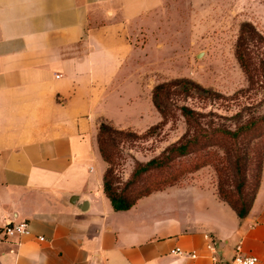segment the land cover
I'll return each instance as SVG.
<instances>
[{"label":"crops","instance_id":"crops-1","mask_svg":"<svg viewBox=\"0 0 264 264\" xmlns=\"http://www.w3.org/2000/svg\"><path fill=\"white\" fill-rule=\"evenodd\" d=\"M160 2L0 0V225L28 224L0 241V264H212L204 233L222 260L240 243L264 264V160L244 217L203 168L126 210L103 191L101 122L152 124L126 64L134 25Z\"/></svg>","mask_w":264,"mask_h":264},{"label":"rangeland","instance_id":"rangeland-1","mask_svg":"<svg viewBox=\"0 0 264 264\" xmlns=\"http://www.w3.org/2000/svg\"><path fill=\"white\" fill-rule=\"evenodd\" d=\"M245 21L251 22L264 36V0H161L158 7L137 20L131 35L134 51L126 68L133 91L147 111L146 114L143 111L144 117L140 120L152 123L149 126L160 122L161 116L151 101L152 90L155 85L176 78L191 79L220 95L207 101L196 97L182 100L175 95L172 98L177 103L222 116L225 125H232L238 116H263L264 79L250 88L234 54L240 24ZM155 115L158 118L154 119ZM176 118H170L160 130L153 132L157 134L144 135L148 126L124 128L137 136H115L117 140L108 150L112 154L111 179L116 187L127 188L137 165L159 156L182 136L186 124L181 116ZM193 161L194 155H188L175 159L163 170H151L132 183L127 194L131 196L149 188L155 192L184 184L193 172L184 173L171 185L159 189L153 186L154 181L170 171H180ZM202 168L205 179L217 185L213 167ZM249 194L250 189L245 188L240 195L247 199Z\"/></svg>","mask_w":264,"mask_h":264},{"label":"trees","instance_id":"trees-1","mask_svg":"<svg viewBox=\"0 0 264 264\" xmlns=\"http://www.w3.org/2000/svg\"><path fill=\"white\" fill-rule=\"evenodd\" d=\"M256 52L262 56L259 57ZM234 54L246 75L249 87L263 83L264 36L249 21L240 24ZM172 95L182 100L196 97L205 101L221 97L213 90L204 88L188 78H176L155 85L151 101L161 120L149 126L144 135L159 133L153 132L160 130L170 118L177 119L178 115L183 118L186 130L159 156L149 159L145 164L137 165L132 173V183L151 170L165 169L175 159L194 155L193 163L180 171H170L165 177L154 181V188L171 185L184 173L211 165L217 176L218 196L227 202L239 217H244L250 210L260 184L264 160V115L259 117L250 114L243 117L237 115L232 125H225L222 116L177 103ZM132 135L137 136L130 130L118 129L106 123L99 125L97 133L101 157L109 165L103 176V191L115 210L129 209L139 198L153 192L149 188L129 196L127 193L133 185L131 180L128 181L127 188L119 189L111 179L112 154L108 149H111L117 140L115 136L123 138ZM239 177L241 181L236 180ZM245 188L250 189L247 199L240 195ZM235 194H239L238 197Z\"/></svg>","mask_w":264,"mask_h":264},{"label":"built area","instance_id":"built-area-1","mask_svg":"<svg viewBox=\"0 0 264 264\" xmlns=\"http://www.w3.org/2000/svg\"><path fill=\"white\" fill-rule=\"evenodd\" d=\"M28 233V224L25 220L23 221H10L7 224L0 225V241H5L12 239L17 236H21ZM204 238L206 239L205 248L210 255V260L212 264H256L258 261L257 256L248 255L242 252L240 243L235 246V253L229 261L222 260L218 255L216 248L214 246L213 236L209 233H204ZM43 240V237H39ZM172 255L176 256H189L191 258L196 257L194 252L186 253L179 247H175L170 251Z\"/></svg>","mask_w":264,"mask_h":264}]
</instances>
